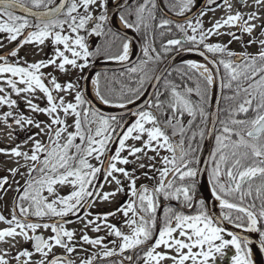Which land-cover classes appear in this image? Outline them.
I'll return each instance as SVG.
<instances>
[{
    "label": "snow or ice",
    "instance_id": "obj_1",
    "mask_svg": "<svg viewBox=\"0 0 264 264\" xmlns=\"http://www.w3.org/2000/svg\"><path fill=\"white\" fill-rule=\"evenodd\" d=\"M108 2L109 0H71L69 3L68 0H59V4H56L54 0H0V34H7L6 37H0V48L5 47V41L13 45L7 52L0 54V106L6 105L9 109L16 107L18 102L11 98V94L14 93L18 97L23 94L28 108L32 112L46 114L50 121L41 127L42 121L13 113L11 110L2 114L5 122L12 117L22 131L28 130L26 126L35 127L38 131L23 141L24 144L32 142L30 153L21 151V145L10 150L0 149V152H5L10 157H22L26 162H31L30 166L27 163L25 165L28 167V179L22 189H16L18 196L11 219L0 215V222L7 225L0 229V244H8V248L0 247V264H74L72 260L57 256L53 252L54 247L62 248L68 254L76 251L75 232L64 227L63 218L71 215L83 220L78 214L92 206V198L108 201L110 197L125 191V181L128 182L126 194L130 200L121 204L114 212L97 215V220L105 221L107 234L116 237L111 241L114 247L108 248L103 244L104 236L95 239H91L87 234L80 236L83 243L104 248L103 257L122 256L120 264H125V261L127 264H134V260L135 264H166L168 261H171V264H216L217 256L223 258L225 249L232 248L235 254L231 257V264H256L253 259L254 251L264 254V39L257 40L253 33L259 29L260 36L264 37V11L259 14L256 11L264 9V0H252L251 4H248V0H238L239 4L253 10L229 14L225 19L217 20L207 32L202 28L200 19H197L195 24L191 21L187 23V29L193 34L186 35V40L192 46L184 51L198 52L205 56L206 60V54L211 53L213 56L210 63L216 65L217 69L222 66L230 81H238L241 77L247 81L246 87L238 86L237 95L242 91L245 98L230 113V122H221V134L216 136L218 147L211 153L212 167L209 177L212 195L219 201L221 208L219 217H214L207 211L204 200H194L199 169L191 166L195 157H188L195 150L189 144V152L181 148L177 156L176 146L170 142L167 134L170 127L172 135L175 136L178 125L180 133L183 134L184 128L179 117L185 112L189 116L195 114L192 101L174 85L171 86L166 102L160 100L161 94L157 92L154 101H145L138 111H130L134 121L130 122L129 126L124 123L123 116L106 117L91 108L90 102L70 80L62 84L57 82L56 76L49 74L51 78L48 79L40 71L48 67L65 74L79 70L80 79L84 78L83 72L89 67V57L99 55L100 47L97 46L95 53L91 52L85 36L80 33L85 31L89 35H105L104 28L109 20ZM216 2L217 0H208L209 5ZM224 2L231 13L232 5L228 4L227 0ZM177 3L179 14H183L192 9L195 0H177ZM150 4L152 8L155 7L152 0H144L134 9V23H130L122 13L119 19L124 27L137 31L141 25L147 27L144 23L145 12L152 17ZM116 7L121 8L124 5L120 3ZM17 9L26 15H16ZM128 15H133V10H129ZM28 17L34 18V22H30ZM169 24L170 21L164 20L159 27L165 28ZM176 27L186 33L184 25L177 24ZM224 27H237L242 34L253 37L248 43L258 42L261 45L259 52L256 55L238 54L230 51L227 45L205 42L212 34L240 39L234 32L219 31ZM108 31L114 37L119 36V33L113 32L111 28ZM46 42L53 49L51 57L34 63L20 57L19 49L24 46H36L38 51L42 52ZM172 46L183 48V42L170 39L165 50ZM201 48L204 51H200ZM152 52H155V49L145 45L143 56L146 59L140 62L139 68L132 67L129 72H144V68L154 59ZM129 55V43L124 42L122 51L108 58L126 61ZM217 55L220 56L218 61ZM225 55L229 59H224ZM10 57L15 58V61H10ZM233 57L242 60L243 64H234L231 59ZM155 59H159V55ZM187 65L190 69L203 68L208 73L207 76L201 74L204 91L201 92L199 88L196 90L203 100L214 82V75L207 65L194 61H187ZM216 75H219L218 71ZM159 79L161 77L158 75L149 76L144 72L139 78L140 86L131 90L130 96H123L118 102L100 92L98 77L93 80V84L96 85L95 94L103 104L125 108L127 104H134L146 95V81ZM223 86L230 87V84ZM37 90L46 98V107L33 103ZM187 91L191 93L192 89ZM54 92L66 94L68 97H73V93L75 95L72 100L66 102L65 95H54ZM85 104H89V107H83ZM164 112L170 115L161 120L159 114ZM250 112L254 115L249 117ZM61 113L64 117H74L73 123L69 125L66 119L61 118ZM238 114H245L246 118H235ZM201 115L203 116L202 109ZM188 123L191 124V121ZM70 127L75 131L69 132ZM41 135L47 136V143L36 139ZM200 135L203 138V131ZM233 136L235 139H232ZM77 138L80 143L75 142ZM114 138L118 141L115 154L106 155ZM129 140L138 142L140 146L136 143L129 144ZM225 149L230 151L225 152ZM161 150L171 153V157L165 155L157 160ZM147 152L155 153L147 157L152 163H139L138 166L140 169L155 171L159 179L157 180L156 175L149 176L148 172H143L146 178L156 180L157 183L152 188L145 185L138 188L135 168L129 171L118 165L142 161ZM129 157L134 159L130 160ZM93 158L98 161L99 166L90 163ZM156 163L162 166L157 169ZM9 171L13 175L18 173L15 168ZM98 174H103L108 183L116 186V190L103 192L101 195L98 189L103 186L96 183ZM222 175H226L227 184L221 182ZM256 180L260 183L255 184ZM8 183L7 177L0 178V190ZM245 185L247 190L244 189ZM55 186H70L71 191L65 196H56ZM253 190L254 200L260 201L259 207L257 208L255 202L247 207L243 206L246 198L253 197ZM45 191L48 196H55V199L49 200L48 196L43 195ZM235 193H239L240 203L231 202L226 198ZM161 198L165 202L177 201L179 208H173L166 203L163 216H158L157 209L160 207ZM194 207L195 214H186L183 211L185 208ZM15 209L19 210L18 214ZM233 211L236 212L235 216L232 215ZM117 213L124 217L123 223L128 232L107 223L108 217ZM84 215L90 217L91 213L86 211ZM28 217L38 219L33 222ZM44 217L60 219L42 222ZM222 221H227L240 232L228 231L227 236L230 239H225V228L220 226ZM89 225H93L92 231L101 230L100 225L90 218L84 227ZM39 228L51 229L53 234L45 239L36 234ZM29 232L32 234L29 235ZM21 241L31 242V249L34 251L26 247L18 248L17 245ZM12 249H16L15 254H12ZM128 251H132L133 255H127ZM34 252L40 256L38 260L33 259ZM96 259L97 254H93L82 258L79 264H94Z\"/></svg>",
    "mask_w": 264,
    "mask_h": 264
},
{
    "label": "trees",
    "instance_id": "obj_2",
    "mask_svg": "<svg viewBox=\"0 0 264 264\" xmlns=\"http://www.w3.org/2000/svg\"><path fill=\"white\" fill-rule=\"evenodd\" d=\"M56 1L57 0H54V2ZM114 1L115 0H109L108 10L113 5ZM200 1L201 0H195V3L190 11H187L183 14H179V4L177 3V0H152V3H154L155 5L154 8H152L151 4L149 5V8L152 11V17L148 16L147 11L145 12L144 23L147 25V27L141 25L138 31L135 29H129L136 34V36L140 41L141 54L139 56V59L134 64L129 66H125L119 69H107V70L99 71L96 74V78L97 77L99 78L100 92L106 97L112 99L114 102H118V100L121 99L123 96H130L132 94L131 90H134L140 86L139 78L141 75L144 74V72H147L149 76H155L160 66L176 51L182 49L177 46H172L170 48H167L166 51L165 49L167 47V41L170 39H178V38H184V40H186V35H189L188 29L186 28L187 23H177L168 19L163 15L162 10L173 16H184L190 13L193 9H195L199 5ZM222 1L223 0H217L216 3H220ZM68 2L70 3L71 0H69ZM143 2L144 0H132L126 7H124L120 11L119 17L123 13L130 23H134L136 21L134 9ZM212 6L213 5L208 4V0H207L204 10L208 11L212 9ZM129 10H133V15L131 16L128 15ZM164 20L170 21V24L165 28H160L159 25ZM177 24L184 25L186 28V33H182L181 31H179V29L176 27ZM108 29L109 26L106 23V26L104 28L105 35L101 36L100 39L97 41L95 47L90 50L91 52L95 53L97 46L100 47V54L90 57L91 63H97L102 61H107V62L118 61L115 59H109L108 57L118 55L122 51V44L124 42H127V40L122 34H119L118 37H114L111 33H109ZM112 31L115 32L114 30ZM145 45H147L150 49H155V52L151 53L154 59L150 61L148 65L144 68V72L141 71H137L136 73L129 72V69L132 67L139 68L140 62L146 59L143 56V48ZM191 46L192 45L190 44V42L186 40V44L183 45V48L191 47ZM157 55H159V59H155ZM208 55H210L211 57L213 56V54L211 53H208ZM223 58L229 59L226 55ZM219 59L220 56L217 55L216 60L218 61ZM231 59L233 60L234 64H241V65L243 64V61L240 59L237 60V58L235 57ZM257 63H259V61H257ZM220 72L222 78V96L219 104L218 121L215 129L214 143L211 153L214 150H216L218 147L216 142V136L221 134V129L223 127L221 122L222 121L230 122V119L232 118L230 116V113L232 112L233 109L237 108L239 103L243 102L245 98V95L242 91L237 95L238 86L240 88L247 86V81L243 80L242 77L238 81H230L228 75L225 73V70L223 69L222 66H220ZM151 81L145 82L144 84L145 89L148 88ZM225 84H230V87H224L223 85ZM173 85L177 88V90H179L188 99H190L194 106L195 114L193 116H189L185 112L182 117H179L181 123L183 124L184 131L183 134H181L178 125L176 129V136H177V141L180 145H181V140H183V144L181 146L185 152H189V144H191V148L195 150L194 152L190 153L188 158L192 159V157H195L191 166L193 168H196L199 153L201 151L209 123L212 90L211 87H209L207 90V95L203 100H201V97L197 95V91H196L199 88L200 91L203 92L205 88L203 80L201 79V73L198 72L196 69H190L187 64L179 63L171 66L168 69L167 73L165 74V76L159 83L158 87L152 94L150 100L154 101L155 93L159 92L161 94L160 100L166 102L169 99L170 89L171 86ZM188 89H192L191 93L187 91ZM201 109L203 110V116L201 115ZM159 115L161 116V120H163L168 115H170V113L164 112V113H160ZM253 115L254 113L252 112L248 114L249 117ZM128 117L131 118V122L134 121V117L132 116H125L123 118L127 119ZM235 118L244 119L246 117L245 114H238ZM189 121H191V124L188 123ZM229 126H231L230 123ZM168 130L169 132L172 133V129L170 127L168 128ZM201 131H203L204 133L203 138H201L200 135ZM232 139H235V137L233 136ZM224 151L228 152L230 151V149H225ZM211 167H212V162H211V154H210L208 160V169H207V176L209 181H210L209 172L211 170ZM223 167L224 166H222V168ZM221 182L227 184L226 175L221 176ZM259 183H260L259 180L255 181V184H259ZM244 189L247 190V185L244 186ZM254 196H255V191L253 190V197L246 198L243 202V206L247 207L249 204L255 202L258 208L260 201L254 200ZM226 198L229 199L231 202H235V203L241 202L239 198V193H235L234 195L228 196ZM219 211L221 213V208L219 209ZM232 215L235 216L236 212L233 211ZM225 222L228 223L227 221Z\"/></svg>",
    "mask_w": 264,
    "mask_h": 264
},
{
    "label": "flooded vegetation",
    "instance_id": "obj_3",
    "mask_svg": "<svg viewBox=\"0 0 264 264\" xmlns=\"http://www.w3.org/2000/svg\"><path fill=\"white\" fill-rule=\"evenodd\" d=\"M239 4V3H238ZM241 7L243 5L239 4ZM252 10V9H251ZM264 11V9L262 10ZM16 15H21L18 13H15ZM259 14V13H258ZM62 18V17H61ZM30 22H34L33 19L29 18ZM90 31V29H89ZM234 33H238V30H234ZM68 34V33H65ZM81 35H84L86 38V43L88 44L89 50H91L92 48L95 47L97 41L100 39L101 36H96V35H89L88 32L85 31H81L80 33ZM7 34H0V37H6ZM258 35V36H257ZM260 35V30L254 35L257 36L256 39L259 37ZM253 36V37H254ZM249 37V36H248ZM253 37H249V40L252 39ZM13 47L12 44H8L5 41V47L4 48H0V54H4L5 52H7V50L9 48ZM32 47L33 49L36 50L37 56H39L36 59V62L42 60V59H47L48 57H51L53 54V49L51 47L50 44H48L46 42V45L44 46V50L42 52L38 51V48L36 46L33 45H26L23 48L19 49V55L20 57H23L26 61H29V55H28V48ZM62 48V46H61ZM247 53V52H246ZM250 54V53H248ZM253 55V54H250ZM237 58V57H235ZM10 61H15V58H9ZM89 66L91 65V58L89 57ZM88 67L84 70L83 72V77L86 74ZM45 77H47L48 79H50L51 77L49 76V74H51L52 76H56L57 77V82L59 83H67L69 80L73 83L76 84L77 87L79 88V90L82 92V94L86 97V99L89 101V98L87 96V91H86V85L84 83V78L80 79L81 73L79 72V70H72L69 73L65 74V73H60L56 70H54L53 68L49 71V72H45V68L40 70ZM47 83V81H46ZM9 92H11L10 89H8ZM54 95H65L66 98V102L69 100H72L75 93H73V97H68L66 94L63 93H53ZM11 98L17 100L18 104L16 107L9 109L6 105L5 106H0V149H5V150H10L13 147H16L17 145H21L20 150L23 152H29L28 149V143L24 144L23 141H25L27 139V137L30 135V130H34L35 127H30V126H26L28 128L27 131H22L18 125L15 124L14 120L12 117H9L8 120L5 122L2 118V114L4 112L7 111H12L13 113L16 114H23L26 117H31L33 118L32 115H30L29 113V108L26 105L24 99H23V94L21 96H16L14 93L11 94ZM36 104L39 105L40 107H44L45 105L47 106V101L46 98L43 97V94L40 93L38 90L36 92ZM91 106V104H90ZM83 107L88 108L89 104H85ZM91 108H93L91 106ZM38 113V115L36 116V118L34 120L37 121H42L43 123L41 124L42 126H44V115L42 113L36 112ZM107 117V116H106ZM61 118L62 119H66V122L71 125L73 123L74 117L72 116H68V117H64L63 113H61ZM89 119H91V117H89ZM126 121V119H124V122ZM131 119H129L128 121V125H130ZM85 127H87V125H85ZM69 132L75 131L74 128L70 127L68 128ZM167 134L169 135L170 138V142L173 143L175 146H180L182 148V146L178 143L177 141V136H172V133L169 132V130L167 129ZM66 135V134H65ZM48 142V138L46 137L45 139V143ZM76 143H80L79 138H77V140L75 141ZM118 146V141L115 140V142L109 146L110 147V155L115 154V148ZM108 153H106L107 155ZM165 155L171 157V153H165ZM179 156V155H177ZM27 163V165H31V163L26 162L22 157H10L9 155L5 154V152H0V178H4L7 177L8 179V184L4 185V189L0 190V215L5 216L8 219H11L12 214H13V210L15 207V203L17 201V192L16 189L18 187H20L22 189L24 182L26 179H28V167L25 166ZM90 163L95 165V166H99V163L96 159H90ZM18 169V173L13 175L9 170L10 169ZM207 169H208V165H207ZM150 170V169H149ZM147 172V171H145ZM207 173V170H206ZM22 174V175H21ZM136 174V171H135ZM156 175L155 173H153L150 176ZM159 178H157L158 180ZM207 180L209 183V186L211 187L210 181L208 179L207 176ZM96 183L98 185H102V188L98 189V192L102 195L103 192H114L116 190V186L114 184H110L108 183L104 177L103 174H98L97 178H96ZM157 183L156 180H151V179H144L141 182H137L136 186L139 188L141 185H145L149 188H152L155 186V184ZM56 190L58 188V190H61V186H55ZM125 191L124 192H120L117 193L114 197H116V208L107 211V210H101V209H97L96 207H98V204L101 202V200H99L98 198H92L93 199V204L91 207L87 208L85 210V212H90L91 216L90 217H85V212L84 209L81 210V212L78 214L80 217L83 218V220L85 219V223L87 222V219L90 218L93 221H96L97 223V215L98 214H103V213H107V212H114L118 207L121 206V204L126 203L128 200V195L127 193V184L124 182L123 185ZM212 188V187H211ZM71 191L70 186H68L66 188V190H62L59 191L61 193H58V196H65L67 195L69 192ZM43 195L48 196L47 191H45L43 193ZM49 200L51 199H55L53 196H48ZM113 197H110L109 199H112ZM204 200L203 199V195L201 194L200 190H199V184L197 182L196 179V184H195V193H194V200L195 201H199V200ZM119 201V202H118ZM205 202V200H204ZM169 204L171 207L173 208H179L178 202L177 201H170V202H165L163 201V199H160V207H158L157 209V215L158 216H163V208L165 204ZM206 209L208 211V207L205 203ZM220 209V207H219ZM218 209V211H219ZM17 214L19 212L18 209H15ZM183 211L186 212V214H195L196 213V208H185L183 209ZM209 212V211H208ZM29 220L36 222L38 218L36 217H28ZM60 218L57 217H44L42 222H52L54 220H58ZM82 219H78L77 216H68L63 218V224L64 227L67 230L70 231H74L75 232V237H74V244L76 247V251L74 253L68 254L64 251V249L59 248V247H54L53 248V252L57 255V256H64L67 259H70L74 262V264H79L80 260L82 258H86L89 256H92L93 254H97V259L94 262V264H120V260L123 258L122 256H113V257H103L102 253L104 251V248L101 247H97V246H92V245H88L85 244L81 241L80 236L83 234H87L91 239H95L98 236H102L100 232H98L97 234H93L92 231V227L93 225H89L87 228L83 226L81 227H77L76 225L81 222ZM84 223V224H85ZM101 223H99L100 225ZM116 225L119 229L122 227L123 225V221H119L118 223L114 224ZM7 227V225L3 222H0V229H3ZM108 231V230H107ZM106 231V232H107ZM32 233L29 232V235H31ZM36 234H42V236L47 239L49 236H51L53 233L51 232V229H43V228H39L37 229ZM157 235H158V231H157ZM226 236V235H225ZM114 240V239H112ZM112 240H109L108 238H105V241L103 242L104 245H106L108 248H113L114 245L111 243ZM0 247L3 248H8V244H0ZM17 247H26L29 250L31 249V242L29 243H24L17 245ZM34 251V250H32ZM116 251L118 252V248L116 249ZM12 254H15L16 249H12L11 250ZM127 255H133L132 251H128L126 253ZM234 251L233 252H229L227 251L223 258H220V260H216V264H231V257L234 255ZM33 259L34 260H38L39 259V254L34 252ZM142 255V253H141ZM49 259H51V256H49ZM125 264H127V261H125ZM134 264H135V260H134ZM142 264V262H141Z\"/></svg>",
    "mask_w": 264,
    "mask_h": 264
},
{
    "label": "water",
    "instance_id": "obj_4",
    "mask_svg": "<svg viewBox=\"0 0 264 264\" xmlns=\"http://www.w3.org/2000/svg\"><path fill=\"white\" fill-rule=\"evenodd\" d=\"M131 1L132 0H125L122 4L124 5V7H126ZM206 1L207 0H201L200 4L192 12H190L189 14L182 16V17H176V16H172V15H170L164 11H162V12L170 20L175 21V22H179V23H184V22H188V21L192 20L199 13L204 8ZM56 4H59V0ZM124 7L117 8L115 5H113V7H111V9L108 12L109 20L107 21V23L111 29L118 32L119 34H122L128 40L129 45L133 48L135 53H134L133 57L131 58V60L126 62V63L117 64V65H103V64H92V65H90L86 71L85 76H84L85 85H86V82L89 79V77L93 74H96L98 71L107 70V69H119L121 67H125V66L133 64L138 59L140 52H141V48H140V44H139V41H138L136 35L127 29H119L115 26V22H116V20H118V14ZM15 12L26 15L25 13L20 12L18 9ZM30 18H32V17H30ZM32 19H34V18H32ZM179 40H181L183 42V44L185 43L183 38H179ZM200 51H202V50H200ZM188 53L197 54L206 63H208L214 71L215 80H216L215 93L213 96L212 105H211L210 114H209V124H208V128H207L205 140L203 143L202 157H201L202 160H200V165L198 167L199 172H198L196 179H197V182L199 184V190H200L201 194L203 195V199L205 200V203L208 207L209 213H211L214 217H219L220 214L218 212V208L214 205V203L212 202V200L206 194V192L204 191V189L202 187L204 180L206 179V167H207V162H208L210 152H211V148H212V143H213V138H214V133H215V126H216L217 118H218L219 102H220V97L222 94V81H221L220 69H217L216 65L210 63V60L212 59V57H210L209 55L206 54L208 56V59L206 60L205 56H202L198 52H195V51L187 52V51H184V49L177 51L171 57H169L161 65V67L157 71L155 76L158 75L161 77V79H159L158 81L153 80L151 83L152 86L150 87L147 95L145 97H143V99L138 104L136 103L135 106H133L129 109L120 110L121 108H119V110L117 112H107V111H104L103 109H101L96 103L92 102L90 99H89V102H90L91 106L93 107V109L97 110L98 112L102 113L105 116H128V115H130L129 114L130 111L136 112L144 106L145 101H148L150 99L152 93L156 89L155 85H158L160 83V81L162 80V78L166 74L167 70L172 65L180 63L177 61L178 58L181 57L182 55H185ZM217 71L219 72V75H216ZM115 140L116 139L114 138L113 141L111 142L110 146L115 142ZM109 149H110V147H109ZM109 151L110 150H108L107 155H110ZM180 151H181V147L176 146L177 155L180 154ZM84 210H86V209H84ZM220 226L225 228V233H224L225 235H227L228 231L240 232L239 229H235L234 227L227 225L226 223H224V221L221 222ZM253 238H254V235H253ZM260 255H261V262H262V264H264V254H260Z\"/></svg>",
    "mask_w": 264,
    "mask_h": 264
},
{
    "label": "rangeland",
    "instance_id": "obj_5",
    "mask_svg": "<svg viewBox=\"0 0 264 264\" xmlns=\"http://www.w3.org/2000/svg\"><path fill=\"white\" fill-rule=\"evenodd\" d=\"M252 0H248V4H251ZM227 3L228 4H231L232 5V9H231V13H229V11L227 10V4L224 3V5L214 11H210V12H205L203 13V15H201V21H202V28L204 29L205 32H207L209 29L212 28V25L217 21V20H222V19H225L229 14H235L236 11H240L242 13H246V12H249V11H252L251 8L247 7V6H240L238 4V0H227ZM263 9H256L257 13H259L260 11H262ZM82 11V10H81ZM246 18V17H245ZM197 19H193L191 20V22L193 24H195ZM256 23H260V21H256ZM186 28H187V24H186ZM233 28V27H232ZM231 29V28H228V27H224V28H221L219 31L221 32H224V33H227L229 32L228 30ZM259 31V29H257L254 33H253V36ZM188 33L189 35H192L193 33L191 32L190 29H188ZM237 36L240 37L239 40H236V39H232L230 36L228 35H222V36H217L215 34H212V35H209L207 40L205 41L206 43H220V44H224V45H227L228 49L230 51H233L234 53H250V54H257L261 48V45L257 42V43H253V44H249L248 41H249V37L247 34H242L240 31L238 33H236ZM198 36V34H197ZM258 36V35H257ZM257 36H254L255 38ZM259 39H264V37H261L259 35V37L257 38V40ZM231 40V43H229V41ZM28 55H29V61L30 63H34L36 62V59L39 57L37 56V53H36V50L33 49L32 47L28 48ZM52 69V67H48V68H45V72H49L50 70ZM76 71V70H75ZM33 103L36 104V100H35V97L33 98ZM46 107V105L44 106ZM29 113L30 115L33 116V118L35 119L36 116L38 115V113L36 112H32L30 109H29ZM44 115V125L49 123V117L46 115V114H43ZM41 127H44L41 125ZM38 131L37 128H34V130H30V135H33L34 133H36ZM29 135V136H30ZM47 136H44V135H41V136H38L36 137V139H39L41 140L42 142L45 143V139H46ZM63 142V141H62ZM129 144H132V143H136L137 146H140L138 142H134V141H131L129 140L128 141ZM32 147V142L29 141L28 142V149H29V153H30V149ZM165 153H167V151H164V150H161L159 156L157 157V160H159V157H162V156H165ZM124 155H127V153H124ZM155 155V153H152V152H147V155L145 156V158L142 160V161H136L135 164H128V165H118L120 167H125L126 169H128L129 171H131L133 168H135V171H136V176L138 177L137 182H141L143 181L144 179H146V177L142 174L143 172L147 171L148 172V175H152L153 173L156 174L157 178L158 177V173H156L155 171L153 170H149V169H140L139 168V163H152L151 161H149L147 159L148 156H153ZM129 159H134L133 157H129ZM29 163H31L29 161ZM162 165L160 163H156L155 164V168L159 169ZM125 183L127 184L128 182L125 181ZM68 186H61V190H56V196H58V193H61L59 191H62V190H66ZM55 198V196H53ZM116 197H113L112 199H109L108 201H101L99 204H98V207H96L97 209H101V210H107V211H110L114 208H116V203L117 201L115 200ZM130 200V197H128V200L127 202ZM119 202V201H118ZM126 202V203H127ZM119 221H124V217L122 216V214L120 213H117L115 216H110L108 217L107 219V223H110V224H116L118 223ZM85 223V219L82 220L81 222H79L76 226L77 227H81L83 226ZM97 223H101L100 224V228L101 230L99 231L101 233L102 236H104L105 238H108L109 240H112V239H116L115 236H109L107 234V228L105 227V221L103 219H100V220H97ZM121 231L123 232H128V229L124 226V223L122 225V227L120 228ZM98 232H95L93 231V234H97ZM224 238L225 239H230V237L228 236H225L224 235ZM19 239V238H18ZM105 241V239H104ZM103 241V242H104ZM20 244H24L23 241H21ZM229 251V252H233L235 253V250L232 249V248H228V249H225V253ZM35 256V255H33ZM40 258V256H39ZM221 258V257H220ZM216 260H220L219 257L217 256V259ZM166 264H171V261H168L166 262Z\"/></svg>",
    "mask_w": 264,
    "mask_h": 264
},
{
    "label": "bare ground",
    "instance_id": "obj_6",
    "mask_svg": "<svg viewBox=\"0 0 264 264\" xmlns=\"http://www.w3.org/2000/svg\"><path fill=\"white\" fill-rule=\"evenodd\" d=\"M125 0H116L115 1V6L117 4H120V3H123ZM115 26L119 29H126L124 27V25L121 23V21L118 19L116 20L115 22ZM130 49V55H129V58L128 60L126 61H121V63H126L128 62L134 55V50L133 48L130 46L129 47ZM178 62H181V63H186L187 64V61H194L196 62L197 64H202V65H207V67L209 69H211L213 75H214V72H213V69L211 68V66L206 63L199 55L197 54H194V53H188V54H185V55H182L181 57L178 58L177 60ZM197 70H199L200 72H202L204 75H208L207 72L204 71L203 68H198ZM93 80H94V75H91L89 77V79L87 80V83H86V91H87V96L88 98L96 103L101 109H103L104 111H107V112H117L119 110V108H112V107H106L104 105H102L99 100L97 99L96 97V94H95V85L93 84ZM212 89H213V93L215 92V76H214V82L212 84ZM134 104H130V105H126L125 108H121L120 110H125V109H129L131 107H133ZM203 189L204 191L206 192V194L210 197V199L212 200V202L214 203L215 206H219V201L215 199V197L212 195V191L209 187V183L207 182V180L205 179L204 180V183H203ZM253 259L254 261L256 262V264H262L261 262V255L260 253H258V251H254V255H253Z\"/></svg>",
    "mask_w": 264,
    "mask_h": 264
}]
</instances>
